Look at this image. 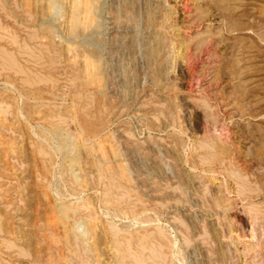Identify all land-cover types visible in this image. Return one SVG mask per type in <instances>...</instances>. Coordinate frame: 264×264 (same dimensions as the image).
<instances>
[{
    "label": "rangeland",
    "instance_id": "374dc122",
    "mask_svg": "<svg viewBox=\"0 0 264 264\" xmlns=\"http://www.w3.org/2000/svg\"><path fill=\"white\" fill-rule=\"evenodd\" d=\"M98 1L0 0V264H264V0Z\"/></svg>",
    "mask_w": 264,
    "mask_h": 264
},
{
    "label": "bare ground",
    "instance_id": "6f19581e",
    "mask_svg": "<svg viewBox=\"0 0 264 264\" xmlns=\"http://www.w3.org/2000/svg\"><path fill=\"white\" fill-rule=\"evenodd\" d=\"M75 2L77 0H74ZM101 1V0H100ZM74 2V3H75ZM102 5V4H101ZM101 5L99 4V1L98 0H83V7H81V11H82V15L84 16V18L86 19V24H89V27L93 26V28L96 29V32L97 33H100V28L102 27V22L100 20V13L98 12L99 10V6L101 7ZM103 9V7H101ZM101 9V10H102ZM73 10V9H72ZM79 14V11H78V8L76 10H73V16H76L78 18V15ZM102 18V17H101ZM103 19V18H102ZM84 21V20H83ZM76 22H78V20H76ZM85 23V22H84ZM84 24V25H86ZM84 27H88V26H84ZM88 27V28H89ZM87 28V29H88ZM91 30V29H90ZM102 31V30H101ZM95 33V32H94ZM93 33V34H94ZM93 34H91V36L88 37L87 39V43H89L91 46L92 45H96V49H100L99 46H97L96 42H98L97 40L94 39L93 37ZM90 35V34H88ZM87 35V36H88ZM87 36L85 38H87ZM84 37V35H83ZM104 49V48H103ZM100 51V50H99ZM43 56V55H42ZM87 56H88V52H87ZM103 56V55H102ZM36 57V56H35ZM41 58V57H40ZM106 65V64H105ZM86 73H87V76L89 78H93L94 76H98L99 75V69L97 67V61L96 59H93L91 54H89L88 57H86ZM44 76V75H43ZM37 77V76H36ZM41 79V78H40ZM43 79V78H42ZM101 81V80H100ZM92 83V82H91ZM154 87V86H153ZM104 89V88H103ZM108 129V128H107ZM116 152V151H115ZM105 154V153H104ZM116 154V153H115ZM208 160V159H207ZM206 160V161H207ZM245 184V183H244ZM242 187V186H241ZM130 220V219H129ZM140 221V220H138ZM80 222V221H79ZM79 224H82V227H83V222L82 223H79ZM87 226V225H86ZM114 226V225H113ZM158 226V225H156ZM77 227L79 228L78 224H77ZM161 227V226H160ZM81 228V227H80ZM110 228V227H109ZM116 228V227H114ZM82 229V228H81ZM113 230V229H112ZM117 230V229H116ZM161 230V229H160ZM163 230V228H162ZM87 232V231H86ZM166 232V231H165ZM88 233V232H87ZM114 233V232H113ZM118 233V232H117ZM162 233V232H161ZM86 234V233H85ZM163 234V233H162ZM165 235V233H164ZM84 237V235H82ZM165 237V236H164ZM167 238V237H166ZM87 242V241H86ZM170 243V241H169ZM177 244V243H176ZM163 246V244H162ZM162 246H160V249H162ZM169 246V245H168ZM156 247V246H155ZM171 247V246H170ZM172 248V247H171ZM90 249V247L88 248ZM91 250V249H90ZM154 250V249H153ZM156 250V249H155ZM152 252H155V251H152ZM156 253V252H155ZM177 253V252H176ZM163 254V253H162ZM156 255V254H155ZM160 255V253H159ZM158 258V256H157ZM160 258V257H159ZM162 259V258H161ZM162 260H165V259H162ZM160 261V260H159ZM167 261V260H166ZM145 263V262H144ZM165 263V262H164ZM154 264V263H153ZM157 264H161V263H158L157 261ZM171 264V263H170Z\"/></svg>",
    "mask_w": 264,
    "mask_h": 264
}]
</instances>
